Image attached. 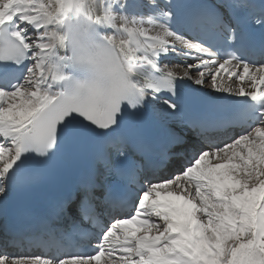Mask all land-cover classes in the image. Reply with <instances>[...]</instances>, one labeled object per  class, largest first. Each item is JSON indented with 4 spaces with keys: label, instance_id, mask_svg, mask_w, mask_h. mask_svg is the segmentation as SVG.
<instances>
[{
    "label": "snow or ice",
    "instance_id": "6c2138e0",
    "mask_svg": "<svg viewBox=\"0 0 264 264\" xmlns=\"http://www.w3.org/2000/svg\"><path fill=\"white\" fill-rule=\"evenodd\" d=\"M241 14L264 28V0H0V200L28 161L100 145L79 197L58 205L71 229L41 217L15 234L40 254L0 251V264H264V40ZM184 80L243 102L185 119ZM161 97L173 123L152 137L140 117ZM154 145L176 161L166 177L140 174ZM92 232L81 251L75 234Z\"/></svg>",
    "mask_w": 264,
    "mask_h": 264
},
{
    "label": "bare ground",
    "instance_id": "6f19581e",
    "mask_svg": "<svg viewBox=\"0 0 264 264\" xmlns=\"http://www.w3.org/2000/svg\"><path fill=\"white\" fill-rule=\"evenodd\" d=\"M169 57H174V58H177L179 60H181L182 62H184L186 59L183 57V56H176V55H170ZM165 64H168V62H164ZM169 67H172L173 65H177V64H168ZM176 71H180L182 72L183 70L179 67L176 68ZM199 87H202L204 89H208L207 86H199ZM209 90V89H208ZM211 91V90H210ZM160 107H158V105H156V103H154V108L155 110L157 111L158 115L161 116V117H167L165 111H164V108L162 106V102H160Z\"/></svg>",
    "mask_w": 264,
    "mask_h": 264
},
{
    "label": "rangeland",
    "instance_id": "374dc122",
    "mask_svg": "<svg viewBox=\"0 0 264 264\" xmlns=\"http://www.w3.org/2000/svg\"><path fill=\"white\" fill-rule=\"evenodd\" d=\"M156 105H158V107H160L161 105H160V103H156Z\"/></svg>",
    "mask_w": 264,
    "mask_h": 264
}]
</instances>
